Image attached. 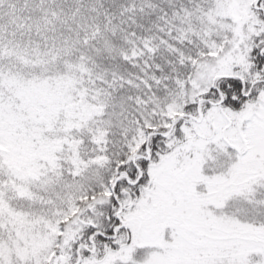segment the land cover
<instances>
[{
	"label": "snow or ice",
	"instance_id": "6c2138e0",
	"mask_svg": "<svg viewBox=\"0 0 264 264\" xmlns=\"http://www.w3.org/2000/svg\"><path fill=\"white\" fill-rule=\"evenodd\" d=\"M0 264H264V0H0Z\"/></svg>",
	"mask_w": 264,
	"mask_h": 264
}]
</instances>
